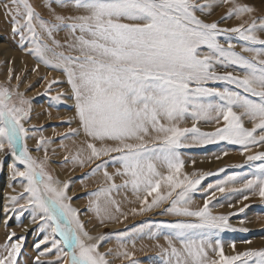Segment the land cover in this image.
Returning a JSON list of instances; mask_svg holds the SVG:
<instances>
[{"label":"snow or ice","instance_id":"snow-or-ice-1","mask_svg":"<svg viewBox=\"0 0 264 264\" xmlns=\"http://www.w3.org/2000/svg\"><path fill=\"white\" fill-rule=\"evenodd\" d=\"M213 2L208 0L202 5L197 0H56L59 8L71 6L81 14L65 16L53 9L55 23L43 20L29 0H10L2 5L4 14L11 19L12 33L22 43L32 45L25 48L39 61L32 71L44 64L66 75L80 128L89 138L86 159L99 160L102 156L111 157V153L118 154L111 159L121 165L122 171L118 169L117 175L127 178L122 185L113 182L92 193L96 199L91 203L97 216L108 215V205L119 212L120 206L112 192L130 186L140 201V212L160 207L171 199L166 212L196 218L194 223L168 225L175 231L164 237L167 247L158 245L162 264H264V249L237 252L233 242L234 254L228 255L220 240L213 244L207 235L193 231L225 230L231 225L227 216L213 215L209 209L215 192L204 200L203 207L197 210L188 207L192 203L191 193L209 174L202 173L196 179L182 174L184 162L177 151L185 146L190 133L203 143L220 140L241 145L243 152L250 151L254 145L264 147V39L256 35L258 27L264 31V22L258 26L253 20L247 27L241 24L222 29L217 22H205L197 15V12L210 11ZM253 11L252 7L233 0L229 16ZM61 30H67L72 38L66 45L53 37ZM233 33L245 42L242 51L252 53L251 57L235 51L230 35ZM44 35L52 39L55 47L43 42ZM221 36L227 41V47L220 42ZM257 44L262 47L248 46ZM63 47L67 52L56 50ZM216 65L234 66L243 74L219 73ZM12 79L13 70L9 68V82ZM15 79L19 81L20 77ZM209 82H225L239 91L207 87ZM55 83L58 81H50L48 88ZM60 98V95L53 97ZM30 112V101L19 91V83L15 90L0 84V153L6 148L10 150L14 161L24 166L21 171L15 162L11 165L12 179L19 177L26 181L24 193L11 196L10 200L21 209L30 208L32 222L39 220L40 229L45 233L35 245L37 249L45 246L35 258L37 264H43L40 256L50 253L55 254V261L49 264H110L107 254L99 250L100 241L106 237L89 235L78 210L70 203L72 197L67 194L70 181L61 183L46 171L47 149L42 160L30 154L25 143L29 133L24 126ZM187 117L197 122L214 120L216 124L222 118L223 126L211 133H202L195 122L191 128L180 127V122ZM242 117L252 122L251 128L245 127ZM78 134V129L69 128L65 138ZM48 142L41 137L37 151ZM80 152L71 159L83 167L85 159ZM246 159L264 161V151L248 155ZM64 160L68 161L69 157L65 156ZM101 167L97 164L92 174ZM257 173L252 179L244 180L243 189L264 200V162L257 166ZM104 176L109 181L113 179L106 167ZM236 180L237 176H229L216 191L224 193L223 184ZM165 186L167 191L162 193L161 188ZM20 199H26V204H19ZM132 211L135 213L137 209ZM15 236L11 232L7 237L9 243L3 245L0 264H18L24 237L13 243ZM118 255L137 264L131 259L133 253L127 250Z\"/></svg>","mask_w":264,"mask_h":264},{"label":"rangeland","instance_id":"rangeland-1","mask_svg":"<svg viewBox=\"0 0 264 264\" xmlns=\"http://www.w3.org/2000/svg\"><path fill=\"white\" fill-rule=\"evenodd\" d=\"M9 2L10 0H0V22L3 23V25H0V32L2 33H0V46H3H1L0 50L3 51L4 48L14 49L16 52L14 50H11V52L15 56L14 62L17 64H12L11 57H9L11 56L10 53L5 55L6 53L0 51V84L15 90V86L19 83V91L23 92L25 99L30 101V118L24 121V126L29 133L25 138V143L30 154L34 158L42 160L45 155V148L47 149L48 163L46 171L55 179L61 181V183L70 181L67 193L72 197L70 203L73 208L78 210L80 220L83 222L85 230L89 235L93 237H106V239L100 241L101 246L99 250L107 254L110 264H131L130 260L118 255L119 252L125 250L133 253L131 259L136 261L137 264H162L159 255L161 249L158 245L167 247L168 244L164 237L171 235L175 231L168 227V225L179 222L194 223L196 222V218L166 212L165 209L171 206V199L160 207H153L151 210L145 212L139 211L141 204L140 201L135 199V202L126 206H130L127 212L132 211L133 208L137 209L138 215L136 217H139L137 220H117L119 217L126 216L127 212H121V208L124 206L120 208L119 214L112 215L115 216L113 220H101L97 216L94 212V205L91 203L96 199L92 196V193L102 187H109L113 182L116 185H122L127 178L123 175H121L122 178H117L119 177L117 170L122 171V168L119 162L113 161L111 157L118 154L111 153V157L102 156L99 160L94 159L92 161H88L86 156L83 167L79 163L72 161L71 157L74 156L73 148L79 144L86 147V141L89 138L83 133L76 117L75 101L71 86L67 83V77L63 71L53 70L50 67L47 68L44 64H40L37 71H32L39 61L34 55L25 51V48L32 47V45L22 43L19 36L14 35L10 31L12 29L11 19L4 15V9L2 8L4 3ZM197 2L203 5L208 3V0H197ZM234 2L239 5H248L254 11L244 13L241 16H229V9L233 7V0H228V3L225 0H214L210 11L197 12V15L205 22H217L222 29L237 27L241 24L247 27L253 20L256 21L258 26L264 22V0H234ZM29 3L32 4L35 11L39 13L43 20L53 23H55L53 9L65 16L81 14L71 6L66 9L59 8L56 0H29ZM225 3L227 4L225 5ZM37 30L39 31V25H37ZM230 35L232 36L231 43L236 45L235 51L246 57H251L252 53L242 51L245 42L240 40L235 33ZM256 35L264 39V31H260L259 27L256 30ZM53 37L61 45L71 42L72 39L68 35L67 30L55 32ZM219 40L227 47V41L223 36L219 37ZM43 42L54 47L52 39H49L46 35L43 37ZM248 46L255 48L262 47L258 44ZM203 51L206 52L207 49H203ZM9 68L13 70V79L10 82L8 80ZM215 70L219 73L234 71L236 74H243L240 69L234 66L225 68L222 65H216ZM16 76L20 77L19 81L15 79ZM52 80H57L58 83L53 84L49 89L48 84ZM206 86L216 87L221 90L228 87L233 91H239L234 85H228L225 82H209ZM58 95L61 96L59 100L53 99V97ZM236 111L240 110L236 109ZM242 119L245 127H252V122L247 117H242ZM69 120H71L70 124L67 123ZM194 122L202 133H211L217 127L223 126L222 118L220 124H216L214 120H200L197 122L191 117H187L180 122L179 126L191 128ZM69 128L78 129L79 134L65 138V134L68 133ZM188 135L189 138L184 141L185 146L177 149L180 158L184 162L182 174H187L190 179H196L202 173L209 174L204 176L200 185L197 186V190L191 193L192 203L188 207L192 210L203 207L204 200L215 192V198L211 199L209 209L213 215L227 216L228 223L231 225L229 229L225 230L196 229L193 231L207 235L213 244H215L216 240H220L226 254L228 251H231L230 255L234 254L231 248L233 242L236 244L237 252H243L248 249H264V200L258 194L252 195L250 190L243 189L244 180L252 179L253 174H258L257 166L264 162L247 161L246 157L264 151V147L254 145L250 146V151L243 152L241 145L220 140L203 143L200 139L193 138V134L190 133ZM41 137H44L49 142L46 145H41L40 150L37 151V143ZM97 146H100L98 142ZM242 152L243 154H241ZM225 153L227 154L225 155ZM85 154L88 155V152ZM80 155L82 156L81 153ZM65 156L69 157L68 161L64 160ZM0 160H3V165L0 166V253L3 252V245L9 243L7 240L9 234L15 232L16 236L13 237L11 242H17L19 237H24L23 241H21L22 250L18 257V264H37L35 258L45 246L41 245V248L37 249L35 245L43 238L45 233L40 229L39 220L36 223L32 222L30 208L21 209L10 200L11 196L19 197L21 193H24L23 185L26 183V181L19 177L12 179L11 165L15 162L21 171L24 170V166L14 161V157L7 148L3 153H0ZM97 164H101L102 167L95 174H92V169L96 168ZM104 167H106L107 172L112 176V181L94 180L100 174H104ZM163 169L161 168L160 170ZM233 175L237 176V180L223 184L226 188L224 193L216 191L217 186L221 185L224 181H228V177ZM209 185L213 187L209 188ZM128 188H120L118 191L124 194L123 189H126L125 194L132 193L131 187L129 186ZM231 189L243 190L231 191ZM118 191L113 190L112 192L115 200L119 199ZM161 191L165 193L167 188L165 191L161 188ZM24 195L25 197L27 196L26 193ZM245 195L249 197L247 200L243 199ZM175 197L176 193H173V198ZM151 200L152 198L149 199V201ZM100 202L103 206V197H101ZM19 204H26V199H20ZM229 205H232V207H229ZM245 205H248V207H245ZM253 226L256 227L253 228ZM120 234L124 235L121 237ZM139 239H142V243H150V245L146 244L144 247H140V250L135 251L133 245H138ZM245 241H250V243H245ZM174 243L179 247L177 241H174ZM109 249L112 250L110 253ZM40 261L43 264L54 262L55 254L50 253L40 256Z\"/></svg>","mask_w":264,"mask_h":264},{"label":"bare ground","instance_id":"bare-ground-1","mask_svg":"<svg viewBox=\"0 0 264 264\" xmlns=\"http://www.w3.org/2000/svg\"><path fill=\"white\" fill-rule=\"evenodd\" d=\"M249 1V0H248ZM228 3V2H227ZM227 3H225V5L227 4ZM229 5V4H228ZM227 5V6H228ZM221 6V5H220ZM226 7V6H225ZM3 8V7H2ZM3 10V9H2ZM1 12V11H0ZM3 13H4V11H3ZM3 15V14H2ZM5 15V14H4ZM1 17V16H0ZM10 19V18H9ZM8 22V21H7ZM0 25H3V23H1L0 22ZM11 27V26H10ZM3 28V27H2ZM7 29V28H6ZM11 31V30H10ZM1 33V32H0ZM2 34V33H1ZM64 38H66V37H64ZM13 40V39H12ZM61 40V39H60ZM17 42V41H16ZM2 43V42H1ZM17 44V43H16ZM4 45H5V43H4ZM27 45V44H26ZM64 45H66V44H64ZM2 46V45H1ZM1 46H0V48H1ZM23 46V45H22ZM50 47H53V46H51V45H49ZM3 47V46H2ZM8 47V46H7ZM11 47V46H10ZM21 47V46H20ZM55 47V46H54ZM23 49V48H22ZM11 50H14V49H9V48H4L3 49V51H1L2 53L4 52V53H6L5 55H7V54H9L10 53V55L11 56H9V57H11V62H12V64L13 65H16L15 64V56H13V54H12V52H11ZM57 51H65V52H67V49H66V47H63V48H58V49H56ZM15 51V50H14ZM13 51V52H14ZM16 52V51H15ZM22 52V51H21ZM25 53V52H24ZM26 58V57H25ZM23 59V58H22ZM35 64V63H34ZM45 67V66H44ZM48 68V67H47ZM51 69V68H50ZM34 83V82H33ZM81 149H85V151H83V152H80V150ZM72 150V149H71ZM73 152H74V155H76L77 154V152H80L81 154H82V156H81V158L82 159H84L86 156H87V154H85V153H87L88 151L86 150V147L85 146H81L80 144L79 145H77V146H75L74 148H73ZM214 164V163H213ZM205 165V164H204ZM216 165V164H215ZM209 166V165H208ZM199 169V168H198ZM162 172H167V170L164 168L163 170H161ZM184 172V171H183ZM193 172V171H192ZM117 178H122V176L121 175H119V177H117ZM94 180H97V181H99V180H107V178L104 176V174H100L99 176H97ZM129 189V188H128ZM162 189H164V191L166 190V186L165 187H162ZM127 190L126 189H123V192H124V194H125V192H126ZM119 192V191H118ZM132 192V191H131ZM161 192H163V191H161ZM124 194H122V193H120L119 192V199H117L116 201H117V203L119 204V206H120V208L121 207H123V208H121L122 209V213H125V212H127L128 211V209L130 208V206H126V205H128V204H130V203H132V202H135L136 200V198H135V196H134V194L133 193H126L125 195ZM114 196V195H113ZM149 199L150 198H152V197H148ZM104 205V204H103ZM108 209H109V214L108 215H105V214H102V215H100L99 217H100V219L101 220H107V221H109V219H111V220H113V219H115V216H112V215H114V214H119V212H117L116 210H115V207L114 206H112V205H108ZM159 209V208H158ZM154 210H156V209H154ZM94 212H95V210H94ZM96 213V212H95ZM136 215H138V212H135V213H133V211H129V212H127L126 213V216H124V217H119L117 220L118 221H120V220H137V219H139V217H136ZM132 217V218H131ZM125 223V222H124ZM130 223V222H129ZM233 223V222H232ZM108 224V223H107ZM120 224H122V222H120ZM113 225V224H112ZM115 227H117V226H115ZM256 226H253V228H255ZM94 234H95V232H93ZM136 236V235H135ZM141 240L142 239H139V243H138V245H135L134 246V250L136 251V250H140L139 248L140 247H144L146 244H149L150 245V243H142L141 242ZM253 245H254V243H253ZM247 248H248V246H247ZM250 248V247H249ZM227 252V251H226ZM230 253H231V251H228V255H230ZM209 254L210 255H212V253H211V250H209Z\"/></svg>","mask_w":264,"mask_h":264}]
</instances>
